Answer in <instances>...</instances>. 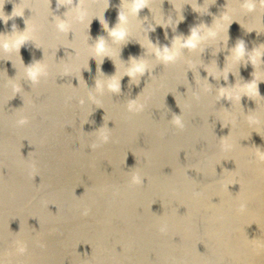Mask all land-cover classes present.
I'll use <instances>...</instances> for the list:
<instances>
[{"label": "water", "instance_id": "obj_1", "mask_svg": "<svg viewBox=\"0 0 264 264\" xmlns=\"http://www.w3.org/2000/svg\"><path fill=\"white\" fill-rule=\"evenodd\" d=\"M0 15V264H264V0Z\"/></svg>", "mask_w": 264, "mask_h": 264}, {"label": "clouds", "instance_id": "obj_2", "mask_svg": "<svg viewBox=\"0 0 264 264\" xmlns=\"http://www.w3.org/2000/svg\"><path fill=\"white\" fill-rule=\"evenodd\" d=\"M61 2H63V0H61ZM67 2L68 3H71V0H67ZM3 3H4V0H0V6H2ZM12 16L14 17V12L12 13ZM9 18L10 17L8 15L7 16L0 15V19H2L5 23H7V21H8ZM61 27H63V25H61ZM112 35L113 36H118L120 34L117 33V32H113ZM192 38H193V40L196 39V34L195 33L192 34ZM189 45L192 46V47L195 46L194 44H192L191 41L189 42ZM4 47L7 48L8 47V44H5ZM164 51H165V55L161 56V59H163L164 61L172 60L173 59V55L167 54V52H168L167 49H165ZM238 52L242 54V52H243L242 46H241L240 49H238ZM157 55L160 56L159 53H157ZM143 71H144L143 65H137L136 67L133 68L132 72H130L129 75L131 76V75H134L135 73H138V72L139 73H143ZM29 76L33 80H35V78H36V74H35L34 71L30 72L29 73ZM111 90L112 91H119V89L117 87H112ZM133 107H134V102H131L129 104V109L131 110ZM177 123H178V121H177ZM105 139H107V138L105 137ZM261 159H264V156H262Z\"/></svg>", "mask_w": 264, "mask_h": 264}]
</instances>
